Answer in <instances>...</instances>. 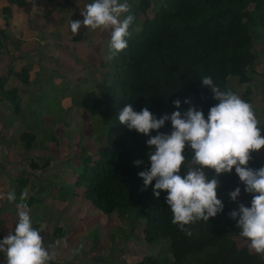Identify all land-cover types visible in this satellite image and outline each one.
<instances>
[{"label":"trees","instance_id":"16d2710c","mask_svg":"<svg viewBox=\"0 0 264 264\" xmlns=\"http://www.w3.org/2000/svg\"><path fill=\"white\" fill-rule=\"evenodd\" d=\"M9 1L18 9L26 4L25 0ZM47 1L51 6L44 11L43 17L55 9L52 0ZM157 1L156 10L148 18L150 0H126L130 11L123 17H134L128 29L130 35L126 37L128 47L115 55L111 52L108 62L112 68L111 78L105 81V77L96 85L102 107L100 122L104 146L96 158L81 160V169L71 184L70 197L80 195L102 215H115L121 220L129 211L135 221L143 222L144 242L164 243L173 264H264L261 255L251 252L246 245H238L248 241L240 235L241 229L237 227L239 217L235 220L229 217V213L238 210L240 204L250 207L253 198V194L244 191L235 168L231 173L216 177L219 181L217 198L224 205L222 213L209 218L208 222L200 220L187 225L186 231H181L172 223V213L165 199L167 193L161 191L159 197H155V181L145 188L138 176L150 168L148 137L128 130L118 121L120 111L128 103L137 112L147 107L157 119L163 115L170 116L177 110L183 114L189 107L203 111L207 119L209 109L218 101L213 99L210 89L202 86V77L210 76L222 91L234 92L228 86L231 78L238 86L251 84L255 79L253 68L258 58L253 50V27L261 30V35H256L264 50V0ZM10 13L7 7L1 10L5 29ZM82 38L84 35L79 34L72 40ZM3 48L0 32V51ZM100 67L106 68V63H101ZM28 71L29 67L25 66L18 73L9 70L0 78V101L7 102L12 115L18 117L24 127L25 132L19 137L24 150H31L32 143L41 136L44 128L39 121L31 125L27 123L29 119L21 115L24 111L17 90L7 85V80L13 75L23 82ZM249 94L250 90L246 88L240 97L247 102ZM177 99L181 101L179 109L173 105ZM186 99L189 104L184 103ZM171 131L169 120L151 135L158 132L170 134ZM50 139L55 141L52 135ZM182 154L187 160L182 165L183 175L193 153L186 145ZM250 157L247 166L259 169L251 154ZM136 161L141 163L136 164ZM48 164L45 161L42 168ZM206 173L209 179L215 176L214 170L208 169ZM237 187L245 197L244 202H233L229 198V193ZM25 202L29 205L31 200L26 199ZM52 237L61 238L60 229H55ZM135 264L159 263L153 257L143 256Z\"/></svg>","mask_w":264,"mask_h":264},{"label":"rangeland","instance_id":"374dc122","mask_svg":"<svg viewBox=\"0 0 264 264\" xmlns=\"http://www.w3.org/2000/svg\"><path fill=\"white\" fill-rule=\"evenodd\" d=\"M43 1L44 3H39L37 14L34 13L38 17H43L44 11L51 6L48 2L45 3L46 0ZM56 1L60 4V8L55 6L54 10L62 8L63 11L68 12L67 3L72 0ZM73 1L75 8H71L68 15L72 17V21L82 20L83 17L77 16L75 9L79 12L83 11L85 5L91 3L92 0ZM150 3L148 18L152 16L159 2L150 0ZM48 17L42 18L43 27L50 32L41 39H45L49 47L54 49V47L57 48V41L61 44L65 42L60 41L59 30L55 27L59 23L54 25L53 20ZM123 18L122 14L121 19ZM43 22L41 21V24ZM3 23L0 12V26ZM36 25L42 28L37 19ZM65 29L61 26V35L64 40L67 38L69 44V34L67 35ZM81 30L82 32L87 31L83 26L78 33ZM108 30H104L105 39L106 35L111 34ZM97 33H99V41H102L103 31ZM252 33L255 38L253 50L258 56L254 72L264 77V50L256 35L260 36L261 30L253 27ZM71 34L73 35L72 32ZM108 39L106 43L99 45L98 53L101 59L106 61V68L99 67V75L96 74L95 79L91 76L86 78L88 70H85L82 72L84 78L76 81L78 76L76 77L72 70L61 68L57 71L55 62L48 61L49 68L43 66L44 69L38 71L34 86L44 82L43 84L38 85L34 91L33 86L32 89H28V93L19 89L21 93L18 92L17 95L21 98L23 103L21 108L23 107L24 111L21 115L29 119L27 122L29 125L39 121L44 128V131L40 132L41 136L32 143L31 150L22 149L19 137L25 131L19 118L12 115L6 101L0 103V196L4 197L0 198V231L3 223L17 222L16 204L20 202V195L27 192V201L31 200L28 209L33 227L37 229L39 226L37 230L41 231L45 246L55 253L53 260L57 258L63 264H72L71 262L76 264H130L142 256H150L155 258L159 264H173L169 249L164 243L161 241L152 244L144 242L143 222L135 221L129 211L121 220L115 215H102L80 195L70 197L71 184L81 169V160L86 157L96 158L97 153L104 146V131L100 122L102 107L99 105L96 85L105 77L107 81L112 75V68L108 63L111 55L105 58L108 53L103 52L104 48L111 50ZM92 56L95 55L92 53ZM56 71L60 72L57 76L61 77H55ZM89 71L92 72L90 69ZM260 85L262 86V83L257 76L251 84L244 87L236 85L233 78L228 81L229 88L239 96L246 88L250 90L247 102L252 105L259 121L258 127L261 135L264 136V87ZM50 135L55 141L50 139ZM263 149L264 147L258 150L259 159L263 163L259 165L260 167L264 166ZM45 161L49 164L46 168H42ZM9 190L19 192L15 202H9L6 199L5 194ZM75 192L79 193V191ZM237 201L244 202L245 197L240 193ZM41 223H44L42 228ZM55 229H60L66 236L62 235L59 239L53 238ZM238 245L243 244L238 243ZM244 245L250 249L249 242ZM250 251L254 252L251 249ZM260 255L264 258V254Z\"/></svg>","mask_w":264,"mask_h":264},{"label":"clouds","instance_id":"9594fccd","mask_svg":"<svg viewBox=\"0 0 264 264\" xmlns=\"http://www.w3.org/2000/svg\"><path fill=\"white\" fill-rule=\"evenodd\" d=\"M129 11L126 0H92L80 12L82 20L70 21V30L75 35L82 26L92 30L110 29L109 47L115 55L128 47L126 37L130 35L128 29L134 17H121ZM200 81L218 101L209 109L207 119L203 111L195 107H189L183 114L177 110L159 119L147 107L137 112L131 103L125 104L120 111L118 121L121 125L148 137L150 168L138 176L145 188L155 181V197H159L161 191L167 193L165 199L172 213V223L186 231L185 226L200 220L208 222L209 218L222 213L224 205L217 198L219 181L216 177L231 173L235 168L244 191L253 194V198L250 207L240 204L238 210L229 213V217L233 220L239 217L237 227L241 229V237L246 238L250 249L257 255L264 254V166L259 169L247 166L250 153L264 147L259 121L252 105L239 95L231 90L222 91L210 76H204ZM184 103L190 101L186 99ZM173 105L179 109L181 101L177 99ZM169 120L170 134L158 132L151 135ZM186 145L193 154L182 175V165L187 161L182 154ZM208 169L215 173L211 179L206 173ZM240 191L239 187L231 191L230 200L235 202ZM5 195L9 202L17 199L14 190ZM26 199L27 192H24L16 204L18 220L15 227L0 240V253L5 257V264H48L55 253L49 251L40 231L33 227Z\"/></svg>","mask_w":264,"mask_h":264},{"label":"crops","instance_id":"0c3cea01","mask_svg":"<svg viewBox=\"0 0 264 264\" xmlns=\"http://www.w3.org/2000/svg\"><path fill=\"white\" fill-rule=\"evenodd\" d=\"M25 1L26 4L21 9H18L15 3L10 2L9 0H0V12L5 7L9 8L11 12L10 18L8 20L7 28L5 29L4 23L0 26V32L2 33V37L4 41V48L0 54V78L6 76L9 70H12L13 73H18L21 68L25 66L29 67V71L26 76L27 79H25L23 82L19 79V77H15L13 75L9 76L7 80V85H9L11 88H16L17 93L20 92L19 89L26 91V93H28L29 92L28 89L30 88L32 89L35 82L37 81L36 76L38 75V71L44 69L45 66L49 68L47 62L53 61V63L55 62L54 65L57 71H59L61 68H64V70H72L73 71L72 73H75L76 77L78 76L76 78V81L84 78L82 72H84L85 70H88L86 78L91 76L93 79H95L96 74L99 75L100 64L106 63V61L101 59V57L98 55L100 51L99 45H101L102 43H106L107 38H109L108 40L110 41L111 34L110 36L106 35V39H105L104 30L97 29L94 31L90 28H85L87 29V31L82 32L81 30L78 34L72 35L69 26L72 17L68 15L70 13L71 8H75V2L72 0V2L70 1L67 3L68 4L67 7H69L68 12L63 11L64 9L61 8L54 10L48 17L51 18V20H53L52 22L54 23V25H57V23H59L55 27L57 28V30H59V34L61 36L60 41L65 42V44H61L60 42L57 41V48L54 47L53 49L49 47L45 39L44 40L41 39V37L44 38L43 36L48 34L50 30L45 29L43 27L44 25L42 19L43 17L42 16L38 17L37 15H35L37 14L36 10L39 9V3H44V1L43 0H25ZM47 2L48 1L46 0L45 3L47 4ZM52 4H54L57 8L60 6V4L56 0H52ZM75 13L77 16H81L80 12L76 9H75ZM36 19L37 21H40V26H42V28L36 25ZM41 21L43 22V24H41ZM61 26L65 27L66 28L65 32H67V35L69 34L68 36L69 44L67 43L68 42L67 38L66 40H64L63 36L61 35L62 34ZM110 31L111 30L109 29L108 32L110 33ZM97 32L102 33V39H101L102 41H99V33ZM79 34H83L84 38H82L80 41H73L72 40L73 37ZM96 35H98V38H96ZM86 39H88V41ZM104 39L105 42H103ZM103 52L108 53V56H106L105 58H109L112 50L108 51L107 49L104 48ZM92 53L95 56H92ZM255 67L253 69H255ZM89 69L92 70V72H90ZM57 71L54 74L56 75L55 76L56 78H59L61 76L60 75L57 76V75L60 72ZM75 75H73V78H75ZM256 76L258 77V79H260V83H262V86L264 87V77L263 76L260 77L255 73V77ZM55 81L57 83V80ZM38 85L40 84L34 86L33 91L36 89ZM23 88H25L26 90ZM20 102L22 106L23 103L21 101V98H20ZM0 103H5V101H0ZM263 153H264V149H263ZM250 154L253 156L254 161L257 165L263 164L259 159L258 151L251 152ZM43 226L44 223H41L40 227L42 228ZM14 227H15V223L14 224L12 222L8 224L3 223V226L0 231V239H2V236L4 237L5 235H7L9 231L12 232ZM80 232L82 231L80 230ZM61 235H63L62 232ZM63 236L66 235L64 234ZM241 244H243L242 246H244V244H247V242H243ZM141 258L130 264H134L138 262ZM49 262L56 264H63V262L62 263L59 262L57 258ZM71 263L76 264L73 262ZM0 264H5V257L2 253H0Z\"/></svg>","mask_w":264,"mask_h":264}]
</instances>
